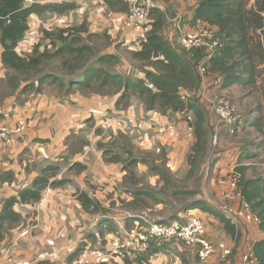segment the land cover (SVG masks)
<instances>
[{
	"label": "crops",
	"instance_id": "obj_1",
	"mask_svg": "<svg viewBox=\"0 0 264 264\" xmlns=\"http://www.w3.org/2000/svg\"><path fill=\"white\" fill-rule=\"evenodd\" d=\"M59 1L61 4L75 5L73 10L60 15L63 16L61 17L63 23L85 21L89 33L105 34L110 40L116 41V44H129L133 48L137 47L135 41L143 36L138 30H124L123 21L127 6L121 2L110 6L102 0ZM154 1L164 15L166 25L163 35L170 43L177 42L179 32L175 30L176 19L180 21L179 31L189 32L194 28L206 26L191 21L197 0ZM38 22L40 21L37 15H31L29 27L32 28L31 26ZM19 46L20 44L17 52ZM1 51L0 47V55ZM254 65L256 74L250 86L241 84L224 86L227 82L221 80L220 87L215 88L209 84L215 77L212 75L209 76L210 80L200 81L196 92L198 103L207 113L212 132L211 143L216 159L212 166V182L237 170L241 171V176L245 180H258L264 177V63L256 61ZM6 72L7 69L0 58V125L5 126L11 133V142L8 144L0 138V212L4 201L18 198L19 191L31 188L34 180L50 166L58 167L51 181L64 183L44 189L37 202L16 203L13 206L12 210L20 220L0 239V264H7V256L26 260L30 264H74L78 250L92 247V243L96 241L94 235H98V241H101V238L105 239L104 237L111 238L112 235H109L112 231L118 233L123 228H129L136 216L147 217L145 213L155 216L152 211H161L160 218L155 219L161 222L171 221L172 219H168L169 216H174L173 220L184 219L190 215L199 217L204 221L209 237L217 240L215 242L225 241L224 243L232 249L229 259L233 264L239 262L247 247L264 240V230L242 222L234 225L235 236L231 238L218 219L202 209L183 213L179 212L178 208L171 214L169 212L162 214V211H168V206L154 202L155 198H163L158 196L162 182L158 174L148 175V167L143 159L139 158L132 166L131 176L123 170L124 163L127 162L126 156L121 161L112 159L108 161L112 156L108 155L110 151L105 149L103 144L112 136L113 140H118L121 139L118 135L123 137L128 133L113 129L109 137L101 138L97 135L93 137L94 131L91 132L90 138L83 136L91 123L94 124V128L97 127L96 129L102 127L103 121L100 119L104 113L113 110L116 96H83L81 91L69 90L67 87L59 88L56 84H45L40 93L20 90L4 93L1 85L5 82ZM218 95L227 98L237 109V128L233 135L218 122L212 110V101ZM120 111L138 119L148 115H160L146 111L137 99ZM161 118L167 121L166 117ZM19 121L23 123L24 129L15 132ZM178 127L181 137L168 148L170 160L166 162V167L172 173L179 169L186 170V156L194 143V139H185L186 123L180 121ZM128 138L129 145L135 146L134 149L128 146V149L146 151L135 144V139L129 136ZM151 142L147 150L159 151L155 144L158 141L151 139L146 144ZM117 143L121 144L120 147L124 145L119 141ZM105 152L107 156H104ZM134 170L137 173H134ZM127 180L135 181V185L132 186L130 182H126ZM155 187L160 189L151 193ZM146 190L151 197L145 195ZM81 194L96 203L99 210L94 211L92 208L85 210L79 201ZM204 206L210 205L204 202ZM215 206L217 207L215 210L219 211L220 204ZM92 229L96 230L93 234L90 231ZM216 234L220 235L219 240ZM71 245L76 249L74 254L66 252V248ZM152 250L151 264H162L165 261V254L158 258L156 253L152 254ZM167 250L170 253L174 249L168 246ZM41 253L45 254V258L37 259V255ZM220 259L211 257L201 264H223ZM182 263L183 259L180 263L177 262ZM101 264L125 263L115 260Z\"/></svg>",
	"mask_w": 264,
	"mask_h": 264
},
{
	"label": "trees",
	"instance_id": "obj_2",
	"mask_svg": "<svg viewBox=\"0 0 264 264\" xmlns=\"http://www.w3.org/2000/svg\"><path fill=\"white\" fill-rule=\"evenodd\" d=\"M102 1L110 6L117 2L125 4L122 0ZM250 2L251 0H197L191 21L206 24L214 30L222 43L215 56L204 64L206 79L210 80L209 76L215 75L213 79L219 80L220 84L221 80L227 82L224 86L232 84L250 86L256 74L254 63L256 61L264 63V0H255L249 7ZM74 8V4L52 6L33 4L25 7L23 0H0V47L2 50L0 58L3 66L16 74L28 76L30 72H37L38 69L48 66L50 61L58 59L65 79L48 73L37 80L36 93H40L45 84H56L59 88L67 87L69 90L100 96L106 90L111 95L118 96L115 102L116 109L127 108L131 97L135 96L146 111L156 112L164 117L183 114L184 122H187V116H191L188 125L193 128L194 143L187 159V173L190 177L194 176L199 169V160L207 152V146L212 138L207 113L198 103L196 95L202 79L197 67L203 57V52L201 50L188 52L180 46L186 53L177 50L175 45L163 35L166 25L164 15L155 10L150 15L149 30L135 41L137 47L129 51L130 59L134 64H139L137 70L144 73V79L133 81L119 73L108 71L107 67L111 68L119 63V57L111 53L97 54L88 40L93 37L98 38L100 35L89 33L85 21L78 26L55 28L51 32L43 30L42 39L47 43L42 51L37 46L32 54L26 57L17 52L18 45L29 30L31 15H38L44 10L63 15ZM84 35L86 41L83 38ZM99 38L108 39L106 35H101ZM132 67L136 69V66L132 65ZM27 81L28 78L21 81L27 85L20 92L30 89L31 86ZM14 86L16 87L17 83ZM127 133L129 135V132ZM118 136L123 138L122 135ZM137 153L139 154L131 148L124 153L127 162L125 161L123 170L130 176L133 175L132 166L141 157L136 155ZM104 156H107V152ZM122 158L119 155H112L108 161L111 159L121 161ZM143 161L146 162L145 159ZM155 161L157 160H153L154 165L149 171L158 174L160 181L166 184L165 188L161 186V193L158 192L163 198H155V203L171 207L172 201L174 203L185 201L182 208L178 210L179 212L186 213L190 210L202 209L218 219L231 238L235 236L234 225L224 215L204 206L202 201L193 199L188 201V198L195 193L188 192L186 188L177 183L173 184V175H171L173 173L166 167V162L162 165L165 168L160 169L156 167L159 163ZM57 171L56 166L44 169L40 177L34 180L31 188L19 191L18 198L4 201L0 212V230L5 225H11L7 228L9 230L20 220V217L12 210L16 203L37 202L44 189L64 183L63 181H51ZM236 172L240 174L238 187L243 200L248 204L250 212L258 218L257 227L264 230V177L258 180H245L241 176V171ZM202 178L203 175L200 174L198 180ZM126 182H130L132 186L135 185L133 180ZM145 195L152 196L148 191ZM79 201L85 210L90 208L94 211L99 210L96 203H93L86 195H79ZM173 218L175 217L169 216L168 219L173 220ZM156 249L158 247L153 250ZM253 253L256 264H264V240L253 244Z\"/></svg>",
	"mask_w": 264,
	"mask_h": 264
},
{
	"label": "built area",
	"instance_id": "obj_3",
	"mask_svg": "<svg viewBox=\"0 0 264 264\" xmlns=\"http://www.w3.org/2000/svg\"><path fill=\"white\" fill-rule=\"evenodd\" d=\"M127 4L128 10L123 21L124 30H138L143 34L149 30L150 15L152 11H159L161 8L154 0H122ZM33 4L40 5H60L59 0H23V5L29 7ZM175 30L178 33L179 46L185 51L201 50L203 57L197 67L202 77V82L206 81L204 64L213 58L217 50L222 46L220 39L210 27L200 26L189 32L179 31L180 21L176 19ZM212 87H220V81L212 79L209 81ZM212 110L218 118V122L224 126L230 135L235 134L237 128V109L227 98L222 95L216 96L212 101ZM191 116H187L185 132L187 139H194L193 128L188 125ZM109 125L110 121L104 122ZM124 126H129L130 130L144 136L153 131L157 136L165 137L170 141H175L179 137L176 126L164 121L160 115H148L135 119L127 117L123 121ZM24 125L19 121L15 132H21ZM11 133L5 126L0 125V138L6 143L11 142ZM240 174L236 171L218 177L215 183L218 187L217 197L222 201L239 205L238 211L230 206L222 207L224 215L233 225L239 222L257 227L258 218L249 210L248 204L243 200L242 193L238 187ZM234 207V208H235ZM204 221L199 217L190 215L184 219H174L168 222L155 221L144 216H136L129 228H123L116 235H113L105 244L104 248L93 249L84 247L77 251L74 264H101L115 260H121L128 264H149V254L153 247H161L169 240H177L195 249L196 258L205 261L213 255L229 259L232 250L224 242H214L207 237ZM75 247L71 245L66 248L68 254H74ZM7 264H30L21 259L7 258ZM237 264H256L253 253V245L247 247Z\"/></svg>",
	"mask_w": 264,
	"mask_h": 264
},
{
	"label": "rangeland",
	"instance_id": "obj_4",
	"mask_svg": "<svg viewBox=\"0 0 264 264\" xmlns=\"http://www.w3.org/2000/svg\"><path fill=\"white\" fill-rule=\"evenodd\" d=\"M255 0H251L249 7L252 5V3ZM52 6V5H50ZM52 9V7H51ZM60 15L55 14L54 12H52L51 10H44L41 11L40 14L37 15V18L39 19L40 22L35 23L34 26H31L32 28L29 27V30L27 31L23 41L20 43L18 52L20 55L26 57V56H30L32 54V51L35 47L39 46L40 51H42L45 47V44L47 42H45L44 39H42L43 37V30L49 31L51 32L53 29L55 28H63V27H67V26H78L79 24L83 23L82 22H78V21H74L72 23H63L61 20ZM54 21V22H52ZM58 21V23H57ZM36 22V21H35ZM34 23V21H33ZM32 24V22H31ZM101 35H105V34H100V36H98V38L93 37L91 38V40L89 39L88 42L95 48V51L97 52V54H105V53H111V54H115L119 57V63L116 66L113 67H107L108 71H113L116 73H119L120 75H122L123 77H127L128 79H132L133 81H136L138 79H144V73L142 71L137 70V66L139 64H134V62H132V60L130 59V54L129 51H132L134 48L131 47L129 44H124V43H120V44H116V41H112L110 40V38L106 35V38L101 39L99 37H101ZM86 36L84 35L83 38L86 41ZM218 37V36H217ZM219 38V37H218ZM172 44L175 45V48L177 50H179L181 53H186L184 52L179 45H177L178 43L176 41L171 42ZM119 46V47H118ZM117 47V48H116ZM116 48V49H115ZM49 49H52L51 47H49ZM132 65L136 66V69H134L132 67ZM104 67V68H106ZM48 73H53L55 75H57L58 77H63L65 79V76L61 73V67H60V62L58 59H54L52 61L49 62L48 66H44L41 69H38L37 72H30L28 74V76L26 75H20V74H16L14 71L11 70H7L6 72V81L1 85V90L4 91V93H14L16 92V90H23V87L26 86L27 84L22 83L21 81L23 79L28 78V83L29 85L32 87H30V89L28 91H32L35 92V88L37 87V80H39L40 77L48 74ZM15 80V82H14ZM17 83V86L15 87L14 85ZM16 89H15V88ZM28 88V87H27ZM43 89V87H42ZM103 91V90H102ZM103 94L100 97H107V96H111V94L105 90V92H102ZM106 93V94H105ZM83 96H92L95 94H91V93H81ZM116 99H117V95ZM135 99H137L135 96L131 97V102H134ZM130 102V103H131ZM115 109V110H114ZM121 109H116L115 106L113 108L112 111H108V113H104L102 115V118L100 119L101 121H103L102 127L96 129L97 127H93L94 124L91 123L90 125L87 126V130H85L84 132V137L90 138V134L92 131H94V136H100L101 138L109 137V135H111V132L113 133V129L116 131H121L123 130L125 133L129 132V135L124 136L121 139H114V136L111 137V139H109V141H107L105 144H103V146L105 147V149H107L108 151H110L108 153V155H119L124 157V153L125 151L128 149V146L133 148L134 147L130 144V140L128 138L131 137L132 139H135V144L137 146H139L140 148L146 150V151H140L138 149H135L134 151L139 152V154L137 153L136 155H140L141 159H145L147 167H148V175H151V172L149 171V169L154 165L153 164V160H157V162L159 164H157L156 167H160V169H164L165 167L163 165L164 162H167L168 160H170L169 158V147H172V145L180 139L181 137V131L179 130L178 127V122L180 121H184L185 116L183 114H172V115H168L165 116L167 118V121L173 123L178 132H179V137L178 139H176L175 141H170L165 137H160L157 136L155 133H150L148 132L146 136L143 135V133H136L132 130H130L129 126H124L123 125V121L127 118V117H132V116H128L127 113L126 114H122L124 112L120 111ZM135 119H138L137 117H132ZM109 120L110 124L109 125H105L104 122ZM122 125V126H121ZM96 129V130H95ZM156 136H155V135ZM100 138L99 141H101L102 139ZM151 139H154L156 141H158L157 143H155L157 145L156 148L160 149L157 152H151V150H147V146L151 145L152 142L150 144H146L148 141H150ZM185 139H187V135L185 132ZM117 141L123 143L124 145H122L123 147H120L121 144L117 143ZM212 138L209 141V144L207 146V152L205 153L204 157L199 160V169L198 171L195 173L194 176L189 175L188 172V165L186 170L184 169H179L176 170L172 176V183L175 184L177 183L179 186L186 188L189 191H193L195 193V195H193L192 197H189L187 200H197V201H202V202H207L209 203V205L211 206H207L208 208L210 207L213 211H216L215 209H217V207L215 206V204L219 205L220 204V209L219 211L217 210L218 213L222 214V207L225 206H230L231 208L235 207V203H231V202H226V201H222L217 197L218 194V187L216 185L215 182H212L213 179V174H212V166L215 163L216 159L214 157V149L212 148ZM172 144V145H171ZM100 147V145H99ZM191 148V146H190ZM189 148V150H190ZM136 153V152H133ZM190 152L187 154L186 156V163H187V159L189 156ZM152 162V163H151ZM159 169V168H158ZM134 173H137V171ZM202 174L203 178L198 180L199 175ZM217 179V178H216ZM62 185V184H61ZM161 185H163V187H166V184L163 182ZM157 187H155L153 190H151V192L155 193L158 192V190L160 189H156ZM166 191V189H165ZM160 193H161V189H160ZM159 197H163L162 195H158ZM185 201H180V202H175L172 201V205L171 207H168V211L164 210L162 211V214H166L169 212V214L172 213V211H174L175 209H181L183 206V203ZM215 206H213V205ZM149 208H151V210L153 209L149 204L147 205ZM168 206V205H167ZM239 205L237 206V208L235 207L234 209H236V211H238ZM153 214H155V216H150L148 214H144L145 216L151 218V219H156V218H160L159 214L161 213V211H157L154 212L152 211ZM168 214V215H169ZM167 216V215H166ZM11 226V225H10ZM10 226H3L0 230V235L4 236L5 234H8V230L7 228ZM13 226V225H12ZM92 231V234L96 232L95 229L90 230ZM116 231H112V233L109 236H113L116 235L118 233H115ZM216 232V231H215ZM218 232V231H217ZM207 234V233H206ZM217 235V239H220V235ZM95 237V242L92 243V247L89 248H93V249H101L105 247L106 242L110 239L108 237H104L105 239L101 238V241L97 240L98 235H94ZM207 237L209 239H211L212 241H217L215 239H213L211 236L209 237V235L207 234ZM225 239V238H224ZM225 242V241H224ZM226 243V242H225ZM104 244V245H103ZM170 246L172 247L174 250H172V252H168L167 247ZM101 247V248H100ZM153 249V248H152ZM232 250V249H231ZM156 253V257H160L161 254H165V261L162 264H177V262L180 263L181 259H183V263L182 264H201V263H205L206 261H208L209 259L205 260V261H199L196 258V253H195V249L193 247H189L177 240H169L165 243L162 244L161 247H158V249L153 250L152 254ZM244 253V252H243ZM242 253V254H243ZM151 255V253L149 254ZM8 258H11V256H7ZM212 257H219L221 258V256L218 255H213ZM45 258V254L41 253L37 255V259H44ZM221 263L223 264H233V261L230 259H220ZM151 264V262L149 263Z\"/></svg>",
	"mask_w": 264,
	"mask_h": 264
}]
</instances>
